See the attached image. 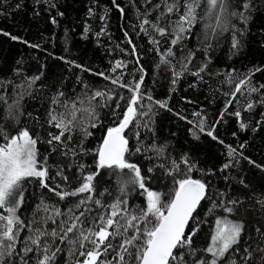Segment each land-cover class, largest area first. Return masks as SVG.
<instances>
[{
  "label": "snow or ice",
  "instance_id": "obj_1",
  "mask_svg": "<svg viewBox=\"0 0 264 264\" xmlns=\"http://www.w3.org/2000/svg\"><path fill=\"white\" fill-rule=\"evenodd\" d=\"M113 3L123 13L124 9L116 4L115 0ZM51 6L55 7L54 4ZM161 7L163 11L159 12L155 21L147 19V13L144 14L145 18L140 21V32L148 37L150 44L155 46L159 56L155 67L159 68L163 64L172 68L171 84L175 85L177 79L184 72L189 71L194 53L189 51L186 57L181 56L180 69L176 70L172 63L175 58L173 46L183 43L192 26L198 22L202 25L205 62L191 72L196 80L202 81V74L208 70L209 52L212 50V45L207 41L215 40L218 46L223 34L228 32L231 36L230 52L239 51L243 47L242 37L245 36L249 21L252 19L248 12L253 5L251 0H203V3L202 0H183V3L180 0H171V2L161 0L160 3L152 5L156 10ZM200 9L203 14L198 11ZM88 14H92L91 8ZM173 14L177 16L175 21L169 19ZM139 15L140 13L137 12V16ZM100 19L104 21L105 16L102 15ZM234 21H238L239 26ZM51 22L56 24L57 21L52 18ZM85 30H88L87 25ZM104 32L105 29L102 27L96 35L99 37ZM3 34L9 35L7 32ZM124 36L128 38V33L124 32ZM10 38L14 41L19 39L14 35ZM164 39H167L168 46L161 52L160 42ZM127 42L133 43L131 39ZM30 47L39 48L40 45L34 44ZM129 55L137 56L135 45L132 46ZM65 63L90 71L83 69L75 61H65ZM126 63V61H116L109 70V75L103 72L97 75L110 80L113 85L121 89H127L130 97L119 96V99L113 100V97L119 94L112 89L106 91L93 89L90 95L78 94L75 99L69 101L63 99L66 95L64 92L57 90L50 98L46 120V123L53 126L56 131H49L46 141H40L38 137L31 135L27 128L9 135L0 126V141H2L0 142V209L3 210L0 212V264H56V258L62 251H66L67 256L71 258V264H264V249H258L261 255L258 260H254L253 253L248 251L247 247H242V241L247 244L243 235L244 221L229 218V215L236 211L235 205L239 201L226 199L228 192L224 190H214L216 199L209 194L213 191L211 177L214 175L217 179L222 177L225 182L236 180L230 170L232 168L239 170L241 160L264 171V166L255 164L244 155L243 151H238L246 148V141L233 147L231 144H225L214 134L217 124L223 121L226 113L236 118L240 132L251 127L250 122L245 123L241 118L239 101L236 102V111L227 112L232 100L226 99L215 122L209 123L206 116L200 112H193L194 120L187 121L192 125L188 132L193 140H199L200 134L203 133L224 147L225 162L220 164L218 171L214 166L207 169L199 167L188 152L182 153L177 160L166 152L167 143L159 145L155 143L153 117L156 113L153 111V105L168 111L172 110L168 107L167 101H153L150 94L142 91V82L145 79L142 67L138 69V80L132 79L126 84L122 83L123 71L117 73L116 70L124 69ZM136 63L139 64V60ZM234 71L229 69L226 73L217 71L209 75L223 74L225 77L223 83L231 84ZM13 72L18 75L20 69L14 68ZM254 72H264V65L249 69L235 84L233 91L223 94L226 98L235 97L245 85L249 95L259 93L260 100L248 99L244 104V108L248 111H251L256 104L264 106V84L253 86ZM39 79L38 75L26 77V83L21 81L20 85H13V94L16 98L12 100L11 105H8L7 97L0 93V100L6 105V119L19 122V116L22 115L20 101L23 100L24 95L30 94L33 85ZM76 79L79 81L80 77L77 76ZM5 83L11 84V81ZM192 86L194 87L195 84ZM17 87L22 89L20 93L16 92ZM82 87L87 89L88 85L84 84ZM124 100L126 104L122 106L121 101ZM109 102L114 103L115 108L110 107ZM97 104L101 108H107L111 113L110 122H107V116L101 119L96 111ZM84 114H87L88 118L86 123ZM174 115L180 120H186V117L179 112ZM260 116L264 120V113H260ZM256 124L260 126V121ZM89 127L93 129L99 127L102 130V134L96 137L98 143L94 148L84 147V140L93 136L88 130ZM77 129L82 133V137L78 144H71L74 139L72 134ZM149 133L152 136V143L145 144L141 136L147 139ZM232 136L236 137L237 132H233ZM133 138L136 141L135 146L130 143ZM38 142L46 143L49 152L40 153L36 147ZM57 151L61 156L73 158L91 154L95 170L80 163L75 169L79 175L74 174L70 178L65 175L64 167L59 164H49L50 153ZM149 151L157 159L168 160V163L153 164L145 169L138 159L137 162H132L133 157ZM146 159L150 161L152 157ZM67 167L71 168L72 165L69 164ZM157 169L162 170L160 175L155 174ZM101 170L115 177L117 191L115 198H111L107 188L99 190L100 177L103 176ZM225 171H229V175H224ZM72 179L78 186L69 190L67 185ZM58 180L63 184L58 183ZM153 181L160 185L161 190H153L150 187ZM236 183L247 187L243 177ZM30 187L44 189L65 202H67L66 198H79L61 211L55 205L47 204L41 196L31 215L25 219L20 213L28 206ZM227 187L230 188V185ZM137 188L141 190L139 196L143 198L144 206L132 204L129 207V198ZM31 194L36 195L34 191ZM106 196L110 199V203L104 202ZM202 201L209 203L204 213L206 217L215 214L217 209L223 215L216 216L207 247L196 248L194 238L200 228V222L191 225L190 220L197 219L198 208L202 206ZM258 203L264 204V200H258ZM49 220L55 224L50 229L45 227ZM186 227L190 230H186ZM24 229H27V235H23ZM21 236H23L22 240ZM117 239L118 245L113 243V240ZM61 244L66 245V248H62ZM109 256L111 259L108 258ZM64 264H70V261L66 259Z\"/></svg>",
  "mask_w": 264,
  "mask_h": 264
},
{
  "label": "trees",
  "instance_id": "obj_2",
  "mask_svg": "<svg viewBox=\"0 0 264 264\" xmlns=\"http://www.w3.org/2000/svg\"><path fill=\"white\" fill-rule=\"evenodd\" d=\"M160 2L161 0H147V2L145 0H115V3L124 9L121 13L115 7L113 0H0V93L7 97V103L11 105L12 100L16 98L13 94V85H20L21 81L26 83V77L37 75L40 77L33 85L30 94L24 95L23 100L20 101L22 115L19 116L18 123L6 119V105L3 100H0V126L4 131L11 135L22 128H27L31 135L38 137L40 141H46L47 133L56 131L53 126L46 123V120L50 98L57 90L64 92L66 95L63 99L69 101L75 99L78 94L81 96L85 93L90 95L93 89L105 91L112 89L119 94L114 96L113 100L119 99V96L130 97L127 89H121L119 86L113 85L110 80H105L97 75L99 72L109 75V70L116 61H126L124 69L116 70L117 73L123 71L122 83L126 84L132 79L138 80V69L142 67L145 76L142 82V91L150 94L153 101H167L168 107L172 110L168 111L153 105V111L156 113L153 117L155 143L157 145L167 143L166 152L172 158L178 160L182 153L188 152L199 167L207 169L214 166L218 171L220 164L225 162L224 147L203 133L200 134L199 140H193L188 132L192 125L187 121L194 120L193 112H200L206 116L209 123L215 122L220 110L224 107L225 100L231 99L232 103L229 104L227 112L236 111V102L239 101L241 118L245 123L250 122L251 127L240 132L236 118L226 113L223 121L217 124L214 134L225 144H231L233 147L246 141V148L238 149V151H243L244 155L255 164L264 166V120L260 116V113H264V106L256 104L251 111L244 108L248 99L258 101L261 99V95L259 93L249 95L246 85L242 86V90L238 91L235 97L226 98L223 95L233 91L235 84L243 78L249 69L264 65V0H251L253 7L248 15L252 19L249 21L245 36L242 37L243 47L239 51L230 52L231 36L228 32L223 34L218 46L215 40L207 41L212 45V50L209 52L208 70L202 74V81L196 80L191 75V72L205 62L202 25L199 22L193 25L191 32L186 34L183 43L173 46L175 58L172 63L176 70L180 69L181 56L186 57L189 51L194 53L189 64V71L184 72L177 79L175 85L171 84L172 68L163 64L159 68L155 67L159 61L155 46L150 44L148 37L140 32V21L145 18V13H147V19L155 21L159 12L163 11V7L159 10L152 8V5ZM180 2L183 3V0ZM53 4L55 7L51 6ZM90 8L92 9L91 15L88 14ZM198 11L203 14L202 9ZM137 12L140 13L139 16H137ZM57 13H63V15H57ZM102 15L105 16L104 21L100 19ZM52 18L56 19V24L51 22ZM169 19L175 21L177 16L173 14ZM234 22L239 26L238 21ZM85 25L88 26L87 31ZM102 27L105 32L98 37L96 33H99ZM5 32L9 35L5 36L3 34ZM124 32L128 33V38H125ZM137 33L140 34L137 35ZM149 34H152L151 29H149ZM13 35L19 39L12 40L10 37ZM128 39H131L133 43L128 44ZM34 44H38L40 47H30ZM133 45L137 49L135 57L129 55ZM167 46V39L161 40V52ZM150 49L152 50L150 51ZM61 57L64 59H60ZM137 60H139V64L136 63ZM65 61H75L83 69H90V71L81 70V68L65 63ZM14 68L20 69L18 75L13 72ZM229 69L235 70L232 73L231 84L223 83L225 79L223 74L209 75V73L217 71L226 73ZM77 76L80 77L79 81L76 79ZM7 81H11V84L5 83ZM84 84L88 85L87 89L82 87ZM193 84H195L194 87ZM252 84L253 86L264 84V72H254ZM21 91L20 87L16 88L17 93ZM121 104L122 106L126 104V100L121 101ZM109 106L115 108V104L112 102H109ZM96 111L101 119L107 116V122L111 121V113L107 108H101L97 104ZM176 112L184 115L186 120L178 119L174 115ZM87 119V114H84L85 123ZM257 121H260V126H257ZM252 128L256 130L252 131ZM88 130L93 133V136L84 140V147L94 148L98 143L96 137L102 134V130L99 127L95 129L89 127ZM141 131L143 132L142 129ZM233 132H237L236 137L232 136ZM72 135L74 139L71 144H78L82 133L77 129ZM141 139L145 144L152 143L150 133L147 139L143 135ZM130 143L135 146V138ZM36 147L40 153L49 152L46 143L38 142ZM146 157H152V159L149 161ZM137 159L145 169L153 164L168 163L166 159H157L151 151L138 154L137 157L132 158V162H137ZM80 163L89 166L93 171L95 170L91 154L73 158L61 156L57 151L49 155V164H59L64 167L65 175L70 178L74 174L79 175L75 169ZM69 164L72 165L71 168L67 167ZM101 171L103 176L100 177L99 190L107 188L111 193V198H115L117 196L115 177L110 176L105 170ZM161 171L157 169L155 174L160 175ZM230 172L232 176L236 177V180L225 182L222 177L220 179H217L215 175L211 177L213 191H210L209 194L213 199H216L214 190H224L228 192L226 199L239 201L235 205L236 211L230 214L229 218L244 221L245 233L243 235L247 244L242 241V247H247L248 251L253 253V259L258 260L261 255L258 249H264V204L258 203V200H264V171L241 160L239 170L232 168ZM224 175H229V171H225ZM241 177L247 187L236 183ZM57 182L63 184L59 180ZM227 185H230V188ZM76 186L78 185L74 179L70 180L67 185L69 190ZM150 187L153 190H161L160 185L155 181L151 183ZM129 190L131 189L129 188ZM33 191L36 193L35 196L31 194ZM140 191L137 188L136 192L130 196L129 207L132 204L144 206L143 198L139 196ZM41 196L47 204L55 205L61 211L67 209L79 198H66L67 202H65L44 189L30 187L28 206L23 208L20 213L23 218L26 219L31 215ZM104 202L110 203V199L106 196ZM201 204L202 206L198 208L197 219H193L190 223L195 225L197 221L200 222V228L194 238V247L196 248L207 247L211 240L216 216L223 215L217 209L215 214L206 217L204 213L207 211L209 203L203 201ZM0 212L3 210L0 209ZM54 226L55 224L51 220L45 225L49 229ZM22 231L23 235L28 234L27 229ZM22 239L23 236H21ZM113 243L118 245L119 240H113ZM61 247L66 248V245L61 244ZM237 255L240 254L237 253ZM108 258L111 259V256ZM66 259L71 264V258L67 256L66 251H62L56 258V264H64Z\"/></svg>",
  "mask_w": 264,
  "mask_h": 264
},
{
  "label": "water",
  "instance_id": "obj_3",
  "mask_svg": "<svg viewBox=\"0 0 264 264\" xmlns=\"http://www.w3.org/2000/svg\"><path fill=\"white\" fill-rule=\"evenodd\" d=\"M202 202H203V201H202ZM202 202H201V203H202ZM191 221H192V220H190V223H191ZM187 229H188V228L186 227V230H187Z\"/></svg>",
  "mask_w": 264,
  "mask_h": 264
}]
</instances>
